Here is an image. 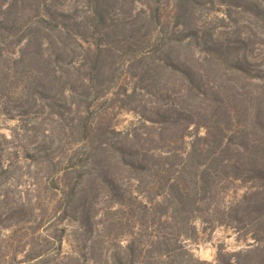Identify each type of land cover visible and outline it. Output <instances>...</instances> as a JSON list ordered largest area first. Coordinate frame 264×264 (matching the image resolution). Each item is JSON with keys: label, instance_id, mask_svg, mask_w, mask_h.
I'll use <instances>...</instances> for the list:
<instances>
[{"label": "trees", "instance_id": "trees-1", "mask_svg": "<svg viewBox=\"0 0 264 264\" xmlns=\"http://www.w3.org/2000/svg\"><path fill=\"white\" fill-rule=\"evenodd\" d=\"M228 1L264 21V8L252 0ZM197 2L177 0L175 19L183 26V31L168 32L164 28L160 0H154L148 22L159 28L137 42L139 48L133 61L146 58L149 49L164 54L165 65L181 78L187 97L197 103L195 107L201 113L170 107L157 113L155 121L141 116V128L135 131L140 132L142 128L147 131L125 134L115 143L112 134L117 132L113 126L102 123L107 111H100L96 103L105 94L106 83L114 82L115 66L121 58L119 53L130 42V37L125 36L128 30L118 17H130L135 2L0 0V109L8 120L16 121L45 109L53 111L64 101L75 116L72 128L76 141L73 154L64 164L54 153V140L48 130L43 131L41 138L36 134L29 136L35 139L33 149L17 133L0 137V187L2 179L13 175L20 165L31 163L44 172V187L60 194L62 203L70 207L81 194L80 187L84 183L78 159L98 167L93 168L90 175L101 179L100 185L108 190L111 198L124 205L126 194L119 189L120 179L112 177L107 170V163L115 162L121 170L131 171L139 191L144 183L150 185V192L154 194L149 203L150 211L164 218L167 229L151 242L152 249L145 258L148 262L139 264H211L196 258L182 244L196 236L192 224L196 219L211 227L230 226L244 231L261 243L264 234V83H254L260 76L252 75L246 55H240L238 48L204 41V51L249 79L246 98L252 108L254 101H258L253 124L246 126L233 119L232 126L220 128L212 141L214 134L210 127L199 119H214L218 116L217 110L228 107L227 97L234 101L237 98L239 101V97H229L228 87L222 92L219 86L205 82L193 69L175 62L167 54L170 43H181L188 35L200 40V32L191 28L182 12L186 6ZM129 32L133 38L138 31L132 28ZM240 40L243 43L248 38ZM8 102H13L15 108H7ZM248 109L246 106L245 110ZM58 117L64 120V114ZM203 125L207 132L197 133L188 150H166V146L173 144L185 145L187 130ZM180 129L179 136L172 135L174 141L162 139L165 133ZM256 136L260 139L256 140L259 146H253ZM157 138L166 145L153 144ZM236 138L243 141L237 142ZM132 139H137V144L128 145ZM74 174L78 176L72 184ZM235 181L252 184V187L233 202L225 201L227 184ZM260 243L245 252L222 256L217 264H264V244ZM135 250L134 242L127 246L131 264H137L133 261ZM44 256L39 252L30 259ZM152 260L159 261L152 263Z\"/></svg>", "mask_w": 264, "mask_h": 264}, {"label": "rangeland", "instance_id": "rangeland-1", "mask_svg": "<svg viewBox=\"0 0 264 264\" xmlns=\"http://www.w3.org/2000/svg\"><path fill=\"white\" fill-rule=\"evenodd\" d=\"M133 1L132 15L127 18L121 15L118 17L128 30L125 36L130 37V42L119 53L121 58H118L115 66L114 82L106 83V92L96 103L100 111H107L102 123L113 126L117 132L112 134V141L115 143L121 141L125 134L147 131L143 128L140 132L135 131L136 128H141V116L155 121L158 119L157 113H163L170 107L187 108L201 113L195 107L198 106L197 103L187 97L181 78L165 65L164 54L149 49L146 58L133 61L135 51L139 48L137 42L145 40L149 33L159 28L148 22L150 6L154 0ZM252 1L264 8V0ZM160 5L165 30L182 32L183 26L175 19L177 0H160ZM182 12L191 28L200 32V40L196 41L188 35L181 43H170L167 54L175 62L193 69L205 82L219 86L218 89H222V92L228 87L229 97H239V101L238 98L234 101L227 97L228 107L217 110L218 116L214 119H199L200 123L210 127L214 134L212 141H215L219 129L232 126L233 119L238 124H253L258 113V101H254L252 108L246 98L250 90L249 79L241 77L232 67L220 63L209 52L204 51V41L238 48L240 55H246L252 75L260 76L254 83H264V21L261 17L237 8L228 0H198L197 3L186 6ZM132 28L138 31L133 38L129 32ZM240 38L248 40L242 43ZM65 105L61 101L53 111L45 109L16 121L8 120L3 109H0V137L17 133L33 149L36 147L35 139H30L29 136L36 134L41 138L43 131L48 130L54 140V153L65 164L73 154L72 148L76 146L72 128L75 116ZM15 106L13 102L6 103L7 108L13 109ZM246 106H249L247 111ZM233 112L239 113L235 115ZM61 114H64L63 121L58 117ZM147 124L149 125L148 122ZM181 132L180 129L175 133H165L162 139L170 141L172 138V142L175 138L172 135L179 136ZM206 132L205 126H191L186 132L185 145L173 144L166 146V150H188L192 138L197 133L203 135ZM256 140H260L258 136L254 137L253 146L260 145ZM137 141L132 139L128 145L137 144ZM236 141L243 140L236 138ZM153 144L166 145L158 138ZM76 161L82 166L79 167V174L84 175V183L80 187L81 194L70 207L62 203L60 194L44 187V172L31 163L20 165L21 168L13 175L2 179L0 264H131L127 246L133 242L136 249L133 261L137 264L141 261L148 262L145 258L152 249L151 242L157 239L156 235L162 236L167 231L164 218L150 211L152 208L149 203L154 198L150 185L148 187L144 183L139 191L138 183L130 170H121L115 162L107 163V170L112 177L120 179L119 189L126 194V202L120 205L100 185L101 179H94L90 175L96 166L90 161ZM77 176L78 174L73 175L72 184L76 183ZM251 187L252 184L240 181L227 184L225 201L233 202L249 192ZM192 224L196 229V236L182 241V244L196 258L211 264H217L222 256L245 252L260 243L251 235H245L244 231H237L230 226L211 227L199 219ZM260 244H264V234L261 235ZM39 252L45 254L42 259H30ZM155 261L159 260L151 262Z\"/></svg>", "mask_w": 264, "mask_h": 264}]
</instances>
